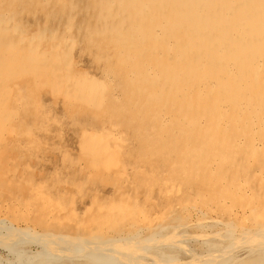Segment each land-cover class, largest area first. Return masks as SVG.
<instances>
[{"label":"bare ground","instance_id":"6f19581e","mask_svg":"<svg viewBox=\"0 0 264 264\" xmlns=\"http://www.w3.org/2000/svg\"><path fill=\"white\" fill-rule=\"evenodd\" d=\"M65 2L85 14L89 41L106 42L97 61L112 57L120 72L112 103L136 112L128 124L159 159H132L137 198L117 209L91 191L101 205L79 218L75 235L0 221L5 262L264 264V0ZM104 145L94 162L108 157ZM135 208L145 226L131 218Z\"/></svg>","mask_w":264,"mask_h":264},{"label":"rangeland","instance_id":"374dc122","mask_svg":"<svg viewBox=\"0 0 264 264\" xmlns=\"http://www.w3.org/2000/svg\"><path fill=\"white\" fill-rule=\"evenodd\" d=\"M67 5L65 0H0V89H5L0 90V221L71 236L104 199L116 209L136 199L130 171L159 157H152L154 150L143 147L139 131L129 126V113L136 112L112 103L120 72L112 57L97 61V48L106 42L89 41L85 14ZM112 135L116 141L106 147ZM103 143L110 152L100 164L92 158L104 153ZM91 191L101 194V204L90 199ZM145 208L151 218L154 207ZM129 212L137 227L145 226L139 210ZM129 222L119 220V232ZM0 259L9 264L1 249Z\"/></svg>","mask_w":264,"mask_h":264}]
</instances>
